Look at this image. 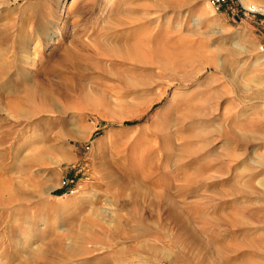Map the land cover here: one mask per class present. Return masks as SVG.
<instances>
[{"label":"rangeland","instance_id":"obj_1","mask_svg":"<svg viewBox=\"0 0 264 264\" xmlns=\"http://www.w3.org/2000/svg\"><path fill=\"white\" fill-rule=\"evenodd\" d=\"M249 6L264 0H0L16 237L0 228V264L56 260L59 241L68 264H264V16ZM174 38L190 47L161 57L173 71L131 51ZM181 224L207 262L178 246Z\"/></svg>","mask_w":264,"mask_h":264},{"label":"bare ground","instance_id":"obj_2","mask_svg":"<svg viewBox=\"0 0 264 264\" xmlns=\"http://www.w3.org/2000/svg\"><path fill=\"white\" fill-rule=\"evenodd\" d=\"M240 3H242V0H240ZM253 6H249V8H251ZM248 8V9H249ZM255 8V7H254ZM261 9V8H259ZM263 9V8H262ZM6 26V24H5ZM23 31V30H22ZM134 32L132 33V39H137V38H134L135 35L137 34V27L134 28L133 30ZM21 33V32H20ZM83 33V32H82ZM22 36V35H20ZM117 36L119 38L121 37H125V35H121L120 34H117ZM131 36V35H130ZM86 37V36H85ZM184 39V38H183ZM182 38H174V39H169V40H159V41H155L156 44L154 45L153 44V41L149 40L148 43L150 44H138V45H131L132 48H131V51L133 52V55L134 57H137V48H139V50L141 49L143 51V53L146 54L145 56V62L146 64L150 65V66H155L156 68H158V66H160V68L162 69H165V70H171L173 71V69L171 68L170 65H167L166 63H160V60H161V57L163 56H166L172 60L175 61V58L178 57L179 55H181L183 52H187L188 51V48L190 46H186L184 44V41ZM2 40V39H1ZM4 40V39H3ZM20 41H23L22 38L19 39V42ZM18 42V43H19ZM186 42V41H185ZM187 43V42H186ZM105 44V43H104ZM153 44V45H152ZM0 46H5L8 50H9V46L7 44H3V45H0ZM12 46V45H11ZM15 47V46H14ZM2 48V47H1ZM3 49V48H2ZM6 50V49H5ZM145 51V52H144ZM99 55L101 56H112L114 53H112V50L108 49L106 52H98ZM116 54V53H115ZM75 53L73 52H68V54L65 56L67 58H75ZM114 56V55H113ZM65 64V63H64ZM163 64V65H162ZM176 65L180 66V63L177 64V62L175 63ZM173 63V65H175ZM7 65V64H4V66ZM164 66V67H162ZM177 67V66H176ZM2 68V67H1ZM178 68V67H177ZM161 69V70H162ZM47 70V68H46ZM3 71V69H2ZM2 73V72H1ZM0 73V77H2V74ZM47 73L49 75L55 73L53 69L49 68L47 70ZM5 76V75H4ZM39 78V77H38ZM1 80V79H0ZM1 82V81H0ZM37 82V81H36ZM47 87L48 89H52L53 88V84L51 82H47ZM26 85L29 87L28 83H26ZM39 85V84H38ZM26 86V87H27ZM25 95L26 97H29L32 98V100H37L40 96H41V93L39 92L38 88H28L26 91H25ZM40 95H39V94ZM23 100V98H22ZM21 101V100H20ZM33 103V102H32ZM34 104V103H33ZM8 105V104H7ZM9 106L11 107V105L9 104ZM15 107V106H14ZM16 109V108H14ZM19 111V110H18ZM189 153V152H187ZM12 178V175L8 176V170L6 168H2L0 167V228H4L5 229V233L9 234V244L13 245L16 243V237L13 235V229L11 228V225H8L6 223V220L4 219V221H2V215L4 216V214L6 215V217L8 218L9 216H11V212H9V210H2V209H5V205L6 203H11L12 200V195H10V189H9V183H11L10 181V178ZM120 184V183H119ZM121 185V184H120ZM123 191L124 189L126 188V185H121ZM11 188V187H10ZM126 192V191H125ZM134 195H136V198H137V194L139 192H137V190H134L133 191ZM5 194V195H4ZM7 194V195H6ZM13 194V193H12ZM140 195V194H139ZM14 196H15V193H14ZM21 197V196H20ZM134 197V196H132ZM25 198V197H24ZM23 198V199H24ZM131 198V197H130ZM22 199V201H23ZM28 200V199H27ZM26 200V201H27ZM16 201V200H15ZM21 201V202H22ZM25 201V199H24ZM132 201L134 204H136V201L135 199L132 198ZM28 202V201H27ZM14 204V203H13ZM16 204V203H15ZM138 204V203H137ZM10 205V204H9ZM8 205V207H9ZM19 205V204H18ZM136 206V205H135ZM4 207V208H3ZM137 207V206H136ZM15 214V213H14ZM14 216V215H13ZM171 216V215H170ZM5 217V218H6ZM2 218V219H1ZM12 218V217H11ZM173 219L176 221H181V219L177 216V215H173ZM178 222V223H179ZM182 223V221H181ZM180 226V225H179ZM181 228L179 229V234L177 235L176 237V240H177V243L179 244L178 246L182 248V250H189V251H196L197 255H198V259L201 260L203 263L204 262H207V255H206V251L207 249H200L199 248V239L197 237H195L196 235H193L192 233L190 234H187L188 232H186V229H183V225L181 224L180 226ZM113 233L111 234V236L115 234H119V231L117 229H113L112 230ZM109 232V231H108ZM194 233V232H193ZM11 234V235H10ZM110 234V232H109ZM11 236V237H10ZM108 237V236H106ZM76 242V240H75ZM211 242L213 243H217V245H221L220 241H219V238H218V235H213V237H211ZM209 243V242H208ZM65 244V243H64ZM212 244V243H211ZM58 246V251L60 252V258L56 259V260H53V261H46L44 262V264H68V260L72 257L73 253L76 252L75 250V246L72 248H67V250L63 247L61 241H59L56 245V248ZM221 247V246H220ZM54 248V247H53ZM157 248V247H156ZM222 250V249H221ZM240 250V249H239ZM242 250V249H241ZM240 250V251H241ZM55 252V251H54ZM183 252V251H182ZM181 253V252H180ZM42 254H45V253H42ZM58 254V256H59ZM38 255V253H37ZM56 255V254H55ZM75 255V254H74ZM49 256V255H48ZM36 257V256H35ZM165 257V256H164ZM52 258V257H51ZM35 259V258H34ZM38 259V258H37ZM228 259V258H227ZM45 260V259H43ZM48 260V259H47ZM51 260V259H50ZM35 261V260H33ZM38 261V260H37ZM33 262H31L30 260L26 262V264H31ZM37 263V262H36ZM42 263V262H41Z\"/></svg>","mask_w":264,"mask_h":264},{"label":"built area","instance_id":"obj_3","mask_svg":"<svg viewBox=\"0 0 264 264\" xmlns=\"http://www.w3.org/2000/svg\"><path fill=\"white\" fill-rule=\"evenodd\" d=\"M208 4L215 10L219 11L225 6H228L230 4L236 3L237 5H240V0H207ZM255 7V8H254ZM260 7L253 6L249 8V12L252 13H259L264 16V8L259 9Z\"/></svg>","mask_w":264,"mask_h":264}]
</instances>
